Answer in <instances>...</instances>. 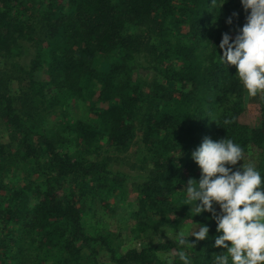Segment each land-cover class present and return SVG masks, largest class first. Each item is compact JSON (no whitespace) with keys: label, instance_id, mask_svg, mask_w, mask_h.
<instances>
[{"label":"trees","instance_id":"obj_1","mask_svg":"<svg viewBox=\"0 0 264 264\" xmlns=\"http://www.w3.org/2000/svg\"><path fill=\"white\" fill-rule=\"evenodd\" d=\"M245 15L239 0L220 9L211 0H0V58L33 51L21 74L0 68V264H100L101 252L115 264H164L188 220L209 225L188 254L210 264L221 251L215 224L183 205L187 180L200 176L191 152L205 136L231 138L244 149L238 165L264 175V94L259 115L243 122L247 92L215 47ZM138 135L149 160L130 182L132 231L160 235L123 251L109 231L86 229L84 200L105 209L124 193L128 174L113 166L129 160L121 154Z\"/></svg>","mask_w":264,"mask_h":264},{"label":"clouds","instance_id":"obj_2","mask_svg":"<svg viewBox=\"0 0 264 264\" xmlns=\"http://www.w3.org/2000/svg\"><path fill=\"white\" fill-rule=\"evenodd\" d=\"M227 0H211L219 9ZM245 23L235 35L221 34L219 62L235 74L249 97L264 94V0H239ZM233 12L225 23L232 24ZM264 100V95H261ZM225 120L224 125L231 124ZM190 158L200 170L199 179L189 178L184 186L183 205L192 216L209 213L215 224L211 239L214 252L210 264H264V175L255 164H239L244 149L231 138L213 140L205 136L191 152ZM191 216V218H192ZM192 221V219H191ZM207 223H194L174 233L177 250L166 264H193L189 249L209 239ZM189 237L195 239L190 242Z\"/></svg>","mask_w":264,"mask_h":264},{"label":"rangeland","instance_id":"obj_3","mask_svg":"<svg viewBox=\"0 0 264 264\" xmlns=\"http://www.w3.org/2000/svg\"><path fill=\"white\" fill-rule=\"evenodd\" d=\"M33 51L27 50L25 52V56L20 58L12 57L9 60L0 58V68L4 67V63H7L10 69L13 71L14 75L21 74V66H25L28 64V56L32 54ZM139 78L142 80L149 81L153 77V72L149 71H137ZM19 83H15L14 87L18 88ZM245 97V107L246 111L241 115V120L243 122H250L254 120L259 115V104L256 101L255 97H249L247 94ZM200 98V97H199ZM202 98L198 99V102L201 101ZM208 101L206 103L209 105L210 97L203 98ZM213 101V99L211 100ZM210 101V102H211ZM211 104V103H210ZM211 126V125H210ZM0 134L5 136L6 132L3 127L0 126ZM127 155L129 160L119 161V163L115 164L113 167L125 172L128 174L126 189H124V193L120 196H115V198H110L107 208L102 207V203H95V205L90 204L88 200H84L85 207V220L87 224H85L86 229L97 231H109V236L112 240V244L118 250H126L132 247H140L143 242L153 241L159 238V233L155 231H145L138 232L132 231L131 226V217L130 211L135 206L134 198L136 193L133 191L131 187V179L138 175L143 174L146 171L147 165L144 163V159H148L147 151L144 150L141 144L140 135L136 136L131 143L130 148L122 153L121 156ZM135 163L136 165L131 167ZM66 188V186H64ZM192 222L189 220L182 226L179 227V230H182L186 226L191 225ZM173 228V227H172ZM171 231V229H170ZM139 234V235H138ZM170 254L163 255L162 258L164 260V264L167 262V257ZM100 264H115L108 257L106 252H101L99 256Z\"/></svg>","mask_w":264,"mask_h":264}]
</instances>
